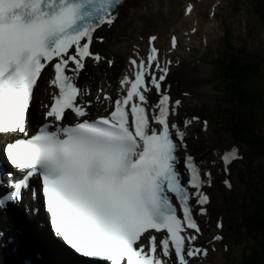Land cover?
Instances as JSON below:
<instances>
[{
	"label": "snow or ice",
	"instance_id": "snow-or-ice-1",
	"mask_svg": "<svg viewBox=\"0 0 264 264\" xmlns=\"http://www.w3.org/2000/svg\"><path fill=\"white\" fill-rule=\"evenodd\" d=\"M123 4L0 0V134L8 137L0 153L12 169L0 168V189H10L0 191V209L18 206L50 247L84 264H192L207 254L194 242L202 235L198 217L207 215L208 165L221 171L219 161L228 175L242 156L235 147L207 161L189 154L186 129L199 118L174 119L181 102L163 88L169 62L158 59L155 36L145 56L129 58L114 97L97 90L105 106L93 116L92 92L78 78L86 58L102 59L90 50L103 41L94 33L112 26ZM46 69L50 102L34 127L30 109Z\"/></svg>",
	"mask_w": 264,
	"mask_h": 264
},
{
	"label": "rangeland",
	"instance_id": "rangeland-1",
	"mask_svg": "<svg viewBox=\"0 0 264 264\" xmlns=\"http://www.w3.org/2000/svg\"><path fill=\"white\" fill-rule=\"evenodd\" d=\"M189 2L195 5L196 15L201 19V23L195 36L199 44H192V48L187 50L185 39L191 37V22L185 18L184 7ZM124 7L112 26H104L99 31V37H103V41L95 39L94 46L97 51L101 53L104 50L119 48L125 50V53H132V49L141 52L144 51L142 45L148 44V37L156 36L159 47L170 61L169 64H172L173 58L177 62L180 61L183 68H193L197 65L201 67V79L207 88L205 95L199 96L183 88L179 91L192 108H197V117L198 111L205 115L207 128H203L208 137L214 141L215 146L223 145L226 151L233 147L241 150L242 159L233 162L234 170L229 178L232 187H225V190L218 192V208L222 209L223 214L221 231L227 237L222 249L224 258L220 260L215 257L209 261V264H241L244 260L242 251L252 245V232H247V225L238 226V223L242 221L241 216L248 207L246 195H249L251 190L264 193V146L259 154L250 155L247 143L232 140L230 133L235 122L220 120L219 104L226 96L219 92L223 87L216 77L223 55L232 54L237 56L238 60L256 62L259 75L251 84L261 95V100L256 109L254 132L257 139L262 138L264 143V13L259 14V10L264 9V0H127ZM212 18L216 20V27L209 33L207 42H203L200 37H203L204 25ZM172 37L176 38L177 51L168 50V45H172ZM124 57L125 55H120L116 59L117 62L112 61L111 66L108 60H103L101 68L105 67L109 72L116 71L126 60ZM87 63L83 70L85 79L90 68L98 70L92 62ZM88 67L90 68L87 71ZM171 68L169 67V70ZM202 106L206 108V112L202 110Z\"/></svg>",
	"mask_w": 264,
	"mask_h": 264
},
{
	"label": "bare ground",
	"instance_id": "bare-ground-1",
	"mask_svg": "<svg viewBox=\"0 0 264 264\" xmlns=\"http://www.w3.org/2000/svg\"><path fill=\"white\" fill-rule=\"evenodd\" d=\"M125 4V2H124ZM124 4L119 9V15L124 10ZM191 5V10L186 11L188 6ZM185 11V18L186 20L191 22L190 31L191 35L187 39H185V45L187 46L186 49L188 50L192 44H199L198 39L195 38L196 32L200 28L201 19L197 17L195 11V5L189 2L184 7ZM213 14V13H212ZM118 15V17H119ZM214 15V14H213ZM117 17V18H118ZM215 19L212 18L208 21L207 24L204 25V33L202 38L203 42H207L208 35L215 26ZM115 22V21H114ZM99 37V34L97 35ZM156 37V36H155ZM153 46L157 48V56L158 59L163 61H168L165 53L162 52L161 48L159 47L158 40L153 41ZM148 44H143L142 49L144 51L132 49V53H125L126 51L122 49H113V50H104L101 52V61L93 62L95 66H97L98 70L94 71L88 67L86 72L87 80L83 81V85H87L93 96V106L91 108L92 113H97L98 110L104 109L105 104L103 103V98L101 97V103L97 104L95 101V95L98 89H103L107 92L110 96H114L116 94V90L119 87L118 80L123 73H125L129 68V58H135L136 56H145L148 50ZM117 48V47H116ZM168 50H176L175 47L172 45H168ZM97 50V49H96ZM177 51V50H176ZM140 52V53H139ZM144 53V54H143ZM120 55H125L126 60L123 61L124 63L116 68V71L107 70L105 67L102 66L103 60H111L116 61ZM124 57V58H125ZM181 58V57H180ZM179 59V58H178ZM177 59V60H178ZM180 60V59H179ZM170 62V61H168ZM87 61L85 65L87 67ZM168 73L166 75V79L163 83V88L167 89L170 94V99L172 101L179 100L181 103L177 106V115L174 118L178 125H182L184 120H190L193 116H196V107H191L184 99L182 93L179 91L181 88L185 89L187 92H193L199 96H204V92L207 88H205L204 83L201 79V67L198 65L193 68H183L182 63L179 61L177 62L176 59L172 58V64L167 65ZM169 67L171 70H169ZM115 68V67H114ZM114 70V69H113ZM83 71V70H82ZM203 78V77H202ZM47 78H45L44 83L40 86L39 92L36 94V98L34 100V105H32L30 109V113L33 119L37 116H41V113L44 109L41 107L42 104H47L49 101V92L51 89H48L47 86ZM47 89V91H46ZM184 91V93H185ZM206 93V92H205ZM187 99V98H186ZM204 112H206L205 107H201ZM201 110V109H200ZM208 110V109H207ZM199 122L194 121L190 124L186 131L188 135L185 137V141L189 150L195 152L197 154L198 160H210L213 159V152L222 154L225 151L224 146H215L214 141L208 137L206 130L203 128V122H205V115L199 112ZM197 117V116H196ZM207 128V127H206ZM5 135H0V140H2ZM211 148V149H210ZM238 153H241V150L238 149ZM217 167L221 168V171H216L211 165H208L212 176V184L211 187H205L204 191L209 196V204L205 205L207 209V215L203 217H198L200 221V227L202 230V235L198 237L196 243L198 246H202L207 249V254L203 257H193L192 264H209L213 258L218 257L220 260L224 258L223 255V247L226 244L227 237L222 233L221 229H217L215 227L216 221L219 220L223 222L222 219V209L218 208L220 203V196L218 192L220 190H225V186L222 183L223 179H229L232 177L234 165H230V173L225 175L222 170V164L218 161ZM10 213L13 216L9 215ZM8 218V219H7ZM4 219V226L5 230L2 227L0 233H5V235L11 238L9 244L6 247H2L1 243H3V238L0 237V260L6 261L8 255L13 251L14 254L17 255H26V258L29 262L34 264V262H39V264H52L48 258L49 255V244H45L41 237L38 235L39 231L34 225V220L27 217L21 210L18 208H14L13 210L7 211L6 214L2 216ZM220 234L222 235L223 239L221 241H214L212 240L213 235ZM13 249H9L10 247ZM16 247V249L14 248ZM47 249L49 250L47 253ZM213 249H215L213 251ZM15 250V251H14ZM20 251V254L18 252ZM11 256V262H7L6 264H15L16 260H20L22 256ZM212 258V259H211ZM55 263V262H54ZM56 264V263H55Z\"/></svg>",
	"mask_w": 264,
	"mask_h": 264
},
{
	"label": "trees",
	"instance_id": "trees-1",
	"mask_svg": "<svg viewBox=\"0 0 264 264\" xmlns=\"http://www.w3.org/2000/svg\"><path fill=\"white\" fill-rule=\"evenodd\" d=\"M263 13L264 9L259 10L260 15ZM223 56L216 77L223 87L219 92L226 96L219 104L220 120L234 121L230 133L232 140L247 143L250 155L259 154L264 143L262 138L257 139L254 128L261 95L251 84L259 75L258 66L255 61H241L232 54ZM246 201L248 207L238 226L247 225V232H252V245L242 251L244 260L241 264H264V193L251 190L250 194L246 195Z\"/></svg>",
	"mask_w": 264,
	"mask_h": 264
}]
</instances>
